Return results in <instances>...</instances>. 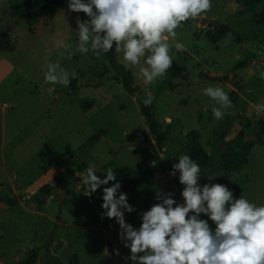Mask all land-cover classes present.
<instances>
[{
  "label": "rangeland",
  "instance_id": "374dc122",
  "mask_svg": "<svg viewBox=\"0 0 264 264\" xmlns=\"http://www.w3.org/2000/svg\"><path fill=\"white\" fill-rule=\"evenodd\" d=\"M26 1L0 3V13L6 17L0 24V76L10 70L0 83V196L8 206L0 205V263L17 264L28 250L39 247L38 264H126L124 257L130 250L118 239L115 218L101 217L102 188L113 181L88 197L81 191L78 176L90 164L101 178L109 167L118 181L124 170L140 173L136 192L121 187L135 208L125 213V220L138 227L139 213L158 202L157 192L172 193L177 203L183 202L178 177L160 190L149 168L153 166L162 177L170 175L189 132L199 134L198 143L214 160L232 139L235 124L245 127L247 137L255 136L256 122L264 119V112L254 107L264 103V79L259 77L264 70V23L258 20L264 16V2L246 10L240 0H212L207 13L176 29V37L169 39L171 67L150 85L138 77L139 66L125 67L122 53L116 52L118 63L131 72L135 85L145 96L146 91L152 93L149 105L159 129L167 135L159 149L136 97L114 79L116 73L107 55L90 50L67 57L78 40L79 17L68 11L67 0L46 10L33 26V34L9 9L11 4ZM209 20L231 25L217 43L206 35ZM236 32L245 39L236 40ZM176 42L183 47L176 49ZM65 43L72 48L65 49ZM47 61L58 62L70 74L75 72V77L67 86L47 83L43 75ZM42 83L54 87V92L40 88ZM209 84L223 88L229 99L238 94L251 114L246 117L243 112L235 118L231 104L216 119L212 108L218 105L201 92ZM214 132H227L224 141L218 143ZM146 139L152 143L151 149L125 148ZM251 143L247 165L240 171L227 178L208 175L211 179L201 173L198 183L223 184L249 201L264 203V137L263 143ZM152 154L156 159L150 165ZM44 186L52 189L49 199L42 198L47 194L40 191ZM200 218L207 216L200 214Z\"/></svg>",
  "mask_w": 264,
  "mask_h": 264
},
{
  "label": "clouds",
  "instance_id": "9594fccd",
  "mask_svg": "<svg viewBox=\"0 0 264 264\" xmlns=\"http://www.w3.org/2000/svg\"><path fill=\"white\" fill-rule=\"evenodd\" d=\"M211 6L212 0H67L69 12H83L87 19H76L75 47L68 43L63 47L72 48L68 58L90 50L103 55L115 48L122 53L125 67L139 66L138 77L147 86L171 67L169 39L176 37V29L207 13ZM174 47L179 50L183 45L176 42ZM43 68L44 80L53 85L67 86L76 75L58 62L47 61ZM259 77L264 79V70ZM201 92L218 105L212 114L221 119L223 110L232 104L228 93L211 84ZM152 100L151 91H146L142 102L148 105ZM254 107L264 112V103ZM177 171L183 202L177 203L172 193L157 192L158 202L139 213L138 227L125 220V213L135 208L128 203L111 167L103 171V178L91 164L78 176L81 191L88 197L113 181L102 188L101 217L115 218L118 239L130 250L124 257L126 264H264V203L242 195L234 197L223 184H199L201 167L187 154L177 158L169 174Z\"/></svg>",
  "mask_w": 264,
  "mask_h": 264
},
{
  "label": "trees",
  "instance_id": "16d2710c",
  "mask_svg": "<svg viewBox=\"0 0 264 264\" xmlns=\"http://www.w3.org/2000/svg\"><path fill=\"white\" fill-rule=\"evenodd\" d=\"M61 0H27L24 3L20 4H11L9 5L10 11L16 14L18 17L23 19L29 27H33L37 24L38 21L41 20L44 12L49 9H53L56 6L62 4ZM264 0H240V5L244 9H253L260 3H263ZM83 20L87 19L83 12L76 13ZM259 23H264V16L259 17ZM209 31L206 32L208 39L217 43L221 41L224 36L230 32L229 28H218L214 29L211 26ZM235 38L238 41H242L245 37L242 34L236 32ZM108 61L114 69L116 75L114 79L118 80L119 83L123 86L126 93H128L132 97H136V102L139 107V110L144 117L148 132L152 136L154 140V145L161 149L163 148L167 135L165 132H162L159 129V122L154 117L151 106L145 105L142 101L146 98L145 94L142 90L135 85L134 78L130 71L124 70L122 66L118 63L116 59V51L115 48L110 50L109 53H106ZM230 100L234 102L236 100L235 97H230ZM86 107H90L88 104ZM249 111L245 113L247 117ZM251 114V113H250ZM247 126V124H246ZM243 127V126H242ZM240 124H235L232 128V139L228 141L223 149H221V153L216 160L213 159L211 155H209L198 143L199 134L195 131L189 132L185 136V142L183 148L176 154L177 158L181 154L189 155L193 160H195L201 167V173L203 176L213 175V174H221L224 177H229L231 174L240 171L245 165H247V156L252 148V143L249 141H245L246 133L245 127L242 128ZM227 132L215 133L214 136L218 143L224 141V137ZM255 135L259 142L263 143L264 137V119L258 120L255 124ZM156 159V155L152 154L148 157V164H152ZM124 173V174H123ZM123 176L120 182L121 187L124 189L136 192L139 186V180L141 179V174L132 172L130 170H124ZM50 186H44L40 191L47 193L50 195L51 193ZM234 197L239 196V192L237 189L232 191ZM2 197L0 196V201ZM40 253V248H33L28 250L25 253V258L19 261L17 264H36L38 260V255Z\"/></svg>",
  "mask_w": 264,
  "mask_h": 264
},
{
  "label": "water",
  "instance_id": "95a60500",
  "mask_svg": "<svg viewBox=\"0 0 264 264\" xmlns=\"http://www.w3.org/2000/svg\"><path fill=\"white\" fill-rule=\"evenodd\" d=\"M208 25L214 29L224 28V27L231 29V25L225 24V23H218L215 20H209ZM7 33H9V31ZM47 91H50V90L47 89ZM244 140L249 141V142L258 141L256 135L252 136V137H245ZM125 148L128 150L149 149V148H151V143L149 141H144V142H141L139 144L128 145ZM149 169H150V172L152 173V176L154 178V181H155L157 187L160 190L164 189V184L166 182L170 181L171 179H175L178 177V171L174 175H166V176L162 177L160 172L158 170H156L153 166H150ZM42 198L48 199V195L42 194Z\"/></svg>",
  "mask_w": 264,
  "mask_h": 264
},
{
  "label": "crops",
  "instance_id": "0c3cea01",
  "mask_svg": "<svg viewBox=\"0 0 264 264\" xmlns=\"http://www.w3.org/2000/svg\"><path fill=\"white\" fill-rule=\"evenodd\" d=\"M3 1V0H2ZM73 15H77L76 14V12H73ZM2 17V18H1ZM6 22V17H3V15L0 13V24L2 25L3 23H5ZM208 23V22H207ZM35 32V29L32 27V29L30 28L29 29V33H31V34H33ZM2 47V46H1ZM3 56V55H2ZM116 56H117V54H116ZM4 58H6L5 56H3ZM10 73V70H8V71H6V72H4L1 76H0V83L1 82H4V79L8 76V74ZM229 77H230V79H232V74L231 75H229ZM219 82H221V81H219ZM48 85H45L44 83H42V85H40L39 87L40 88H45V89H48V90H50L49 92L50 93H52V92H54V87H52V86H49L50 88H46ZM57 92L58 93H60V91L59 90H57ZM34 94H36V95H38L39 94V91L38 90H36L35 92H34ZM245 108H246V105L242 102V101H240V99H239V95L237 94V96H236V100L234 101V103H232V111L234 110V113H235V118L237 117V116H239V115H241L243 112H244V114L246 113V111H248V110H246L245 111ZM234 118V119H235ZM247 137V136H246ZM248 137H251V136H248ZM146 140H148V139H146ZM145 141V140H144ZM150 142V141H149ZM151 143V142H150ZM154 144V143H153ZM151 147H152V143H151ZM149 149H151V148H149ZM153 164V163H152ZM161 174V173H160ZM168 174V173H167ZM48 195V194H47ZM51 196H49L48 197V199L50 198ZM4 200H8V198H3ZM0 205L2 206V207H5V206H7L6 204H4V203H2V201H0ZM8 207V206H7ZM56 245V244H55ZM37 262H38V260H37ZM1 264V263H0ZM36 264H38V263H36Z\"/></svg>",
  "mask_w": 264,
  "mask_h": 264
},
{
  "label": "built area",
  "instance_id": "2783aa9c",
  "mask_svg": "<svg viewBox=\"0 0 264 264\" xmlns=\"http://www.w3.org/2000/svg\"><path fill=\"white\" fill-rule=\"evenodd\" d=\"M148 141H149V139H148Z\"/></svg>",
  "mask_w": 264,
  "mask_h": 264
},
{
  "label": "bare ground",
  "instance_id": "6f19581e",
  "mask_svg": "<svg viewBox=\"0 0 264 264\" xmlns=\"http://www.w3.org/2000/svg\"><path fill=\"white\" fill-rule=\"evenodd\" d=\"M147 141V140H146Z\"/></svg>",
  "mask_w": 264,
  "mask_h": 264
}]
</instances>
